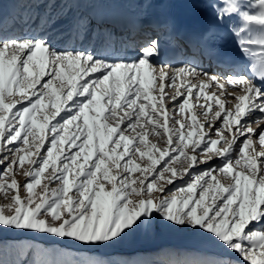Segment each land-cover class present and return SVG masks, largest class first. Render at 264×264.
<instances>
[{"label": "snow or ice", "instance_id": "snow-or-ice-1", "mask_svg": "<svg viewBox=\"0 0 264 264\" xmlns=\"http://www.w3.org/2000/svg\"><path fill=\"white\" fill-rule=\"evenodd\" d=\"M30 2L37 9H44L43 13L33 11L8 20L0 15V142L7 146L20 141L24 146L7 149L13 154L10 162L8 155L0 159V164L5 165L0 174V179L5 181L0 183V192L5 195L15 193L10 203L0 207V226L71 238L89 246L108 247L141 226L151 224L159 216L172 226L211 234L219 242L217 246L222 245L242 258L240 264H264V159H261L264 158V128L258 134L253 128V124L264 122V115L241 123L246 115L257 111L264 114V87L241 74L225 78L189 64L178 67L156 64L152 57L159 55L158 39L150 41L142 55L132 60L109 59L88 48H57L56 39L101 40L107 45L112 33L106 28H93V21L87 16H76L70 20L66 31L57 34L55 26L70 15L71 9L53 12L58 0ZM60 3L78 2L60 0ZM258 3L264 6V0H258ZM41 5L48 7L40 8ZM249 21L264 25V14L249 17ZM10 24L19 25L28 35H21L19 29L10 31ZM242 51L247 55L246 49L242 48ZM66 68L70 70L67 75ZM165 68L172 70V75L167 77V87L175 91V95H166ZM153 72L157 76L154 77ZM93 73L98 75L93 76ZM46 75L49 79L41 84ZM186 75L216 82L222 95L225 84L219 81L224 80L231 86L230 92L239 93L228 97L234 100L235 111L225 112V105L215 98V94L204 96L207 101L215 99L219 109L208 122V130H204L203 124L197 125L193 115L187 136L182 131L185 123L175 118L173 124H179L181 130H173L170 135L168 111L178 109L179 113H184L190 108L193 89L197 88L191 83L186 88L185 99L176 104L182 93L173 86L177 78ZM85 77L91 78L79 83ZM157 80L158 99L152 94V86ZM183 86L182 80L180 87ZM206 87L201 79L197 100L203 96ZM29 90H32L30 95ZM14 95L20 99L5 102ZM25 100L24 106L17 107ZM166 100L172 102L171 109L165 107ZM46 109L53 111L46 113ZM207 109L202 113L204 116L211 111L210 104ZM42 113L43 120L39 122L37 117ZM222 114L223 120L217 127L214 122ZM81 118L83 123H77ZM53 120L56 122L51 123ZM234 126L235 132L232 131ZM225 132L231 138H226ZM153 134L159 136L158 142L166 143L173 153H177L159 172L155 167L159 161L152 158L153 150L159 149L156 143L149 145L148 142ZM29 137L33 142L38 140L39 144L35 153L28 150L21 155L29 146ZM164 137H167L166 141ZM239 137L245 138L237 144ZM46 138L50 146L44 155H40ZM97 138L98 145L95 143ZM221 141L224 146L217 148ZM255 141L260 150L253 147ZM134 142L135 147L130 148ZM202 142L204 147H201ZM65 145H68L67 154ZM121 148L123 151L118 154L117 150ZM71 149L77 150L72 152ZM209 153L219 157V162L200 170L198 166L207 161L198 157ZM34 154L38 159H30ZM137 155L147 156L151 160L149 167L139 169L135 163ZM166 155H169L167 147L161 152L160 159ZM126 157L128 159L121 165ZM181 157L179 177L183 179L188 174L185 183L175 190L158 186V181L174 184L173 178L178 172L171 165ZM26 161L39 165L23 173L31 178L30 182L19 185L13 178L8 183L9 173L15 175L13 166L23 168ZM50 168L49 183L59 180V185L50 189L45 184L40 192H35ZM114 169L118 170L115 174ZM137 170L143 175L138 183L130 179L131 173ZM169 172L172 177H166ZM145 173H156V177L146 183L148 176ZM221 177L228 183L224 184ZM157 191L160 195L154 197L153 193ZM21 193L25 195L22 197ZM132 197L139 199L134 201ZM196 264L228 262L202 255Z\"/></svg>", "mask_w": 264, "mask_h": 264}, {"label": "rangeland", "instance_id": "rangeland-1", "mask_svg": "<svg viewBox=\"0 0 264 264\" xmlns=\"http://www.w3.org/2000/svg\"><path fill=\"white\" fill-rule=\"evenodd\" d=\"M9 0H0V15L4 12V8ZM19 3L18 12H20V15H27L31 12H40L43 13L44 9H37L35 5H33L30 0H17ZM85 3L90 4L93 0H84ZM60 0H58V4L55 5V8L52 10L53 12H57L64 9H71L70 15L66 19H62L58 22V24L62 27L60 28H66L69 21L76 16H73L74 12H76V9L73 7V3H60ZM48 7L47 5H41L40 8ZM31 11H29V9ZM83 12V11H82ZM18 14V15H19ZM81 14V13H80ZM84 14L78 15L83 16ZM11 17H7L6 20L10 19ZM12 28V30L17 31L19 29L21 35H28V33H25L22 28H20L19 25H16L13 27V25H9V30ZM93 28H97L93 25ZM42 35V34H41ZM114 48H118L120 44L119 39L112 40ZM56 44V40L54 41ZM67 47H76V48H88L92 52H94V45L96 42H90L88 40H85L83 42L76 40V42H70L66 43ZM149 44V43H148ZM127 49H129V46H127ZM98 54V53H96ZM181 66V65H179ZM46 71H48L46 69ZM69 69H65V74L69 72ZM93 76L98 75L96 73L92 74ZM91 77H85L84 80L79 81V83H83L85 80L90 79ZM49 77L46 75L44 79L41 81V84L46 82ZM56 84L59 85L60 81H56ZM158 84V85H157ZM155 85V86H154ZM153 85V91L152 94L159 98V81H157ZM40 85H37V88H39ZM65 90L67 89V84L64 85ZM158 88V89H157ZM175 88V87H174ZM32 90H29V95L31 94ZM168 91V92H167ZM185 91V93H184ZM166 95H175V91L170 90L169 88L165 90ZM171 92V93H169ZM197 93V92H196ZM196 93L189 99L190 108L186 109L184 113H179L178 109L175 111H168L167 118H168V127L170 129L169 134H172L173 130H181L179 124H173V118L179 119L181 122L185 123V128L182 129L185 136H187V132L191 130V117L193 115L196 116V122L197 125L203 124L204 130L207 131L209 124L208 122L212 120L215 111L219 110L218 106L214 102H210L211 104V111H208V115L204 116L202 113L207 111V105H209V102L203 103V97H201L199 100L196 99ZM183 96V97H182ZM187 96L186 89L182 91V95H180L177 100L176 104H179L181 101L185 99ZM195 96V97H194ZM215 96L221 97L220 101L222 99H225V102L221 101L225 105V112L235 111V102L234 100L230 98H226V95H222L221 93H215ZM225 96V97H224ZM195 98V99H194ZM20 99L18 96L8 97V99L5 101L6 103L9 100H16ZM34 99V97H33ZM76 97H74V100ZM218 99V98H216ZM179 100V101H178ZM27 103V101H22L21 103L17 104V107H22L24 104ZM47 103V101H46ZM69 105H71V101L68 102ZM165 107L168 109L172 108V102L166 100ZM15 111V109H13ZM53 111L52 109H46V113H50ZM64 113H61L63 115ZM90 115H94V113H90ZM107 115V113H105ZM122 115V113H121ZM264 114L259 113L258 111L255 113H252L250 115H246L242 118L241 123H245L249 120H255L256 117L261 116ZM39 122H42L43 120V113L38 115L37 117ZM57 120L59 117L56 118ZM223 120V114L221 117L216 120L214 123L217 127L220 126L221 122ZM246 120V121H245ZM56 121L53 120L51 123H55ZM77 123L82 124L83 118H81L80 121ZM263 123V122H262ZM253 124L254 130L259 133V131L264 128V123L262 124ZM51 125H49L50 127ZM122 128L124 125L121 126ZM151 127V126H148ZM72 128L69 129V132L71 133ZM130 131V130H129ZM233 132H235V126L232 129ZM215 132V128L212 129V133ZM128 133H126L127 135ZM162 129L160 131V135H162ZM118 135V134H117ZM211 135V133H209ZM226 138H231L227 132L224 133ZM47 136V134H46ZM23 138V133L21 140ZM116 137H113L115 139ZM197 137H193V139H196ZM208 137L205 136V139ZM216 138V137H214ZM245 137H239L237 139V144H239ZM176 139V136L173 135V140ZM167 140V137H164V141ZM255 140V138H254ZM159 136L156 134L149 136V145L152 143L157 144V150H153L152 158L159 161V163L155 166L156 171L159 172L166 163L169 162L170 157L172 155H177V153H173L171 147L167 146L164 142H158ZM98 138L96 139L95 143L98 145ZM79 143V141H78ZM39 144V141L33 142L32 138L29 137V146L25 150V153H21V155L26 154L28 150H31L33 153H35V148ZM16 146L24 147L20 141H17L13 145H7L5 146L2 142H0V159L3 158L4 155L9 156V162L12 158L11 153H8V148H13ZM50 146L49 141L46 138L44 146L41 148L40 155H44L47 151V148ZM223 141L219 145H217V148L223 147ZM109 148L112 147L111 144L108 145ZM135 147V142L133 145L130 146ZM168 148L169 155H166L164 159H160L161 152ZM201 147H204V143H201ZM235 147V146H234ZM253 147L257 150H260V146L258 141H255L253 144ZM77 149H71L72 152L76 151ZM147 151V149H144ZM123 149H118L117 153L119 154L122 152ZM189 153L191 152V148L187 150ZM200 149H197V152H199ZM68 152V145H65V153ZM131 155V153H130ZM209 156H212V154H205L203 156L198 157L199 159L207 161V163L200 164L198 167L200 170H203L205 168L210 167L213 164H217L220 160L219 157L212 156L211 159H209ZM30 159H38V157L34 154ZM63 159V156L61 157ZM95 159V157H94ZM128 158L126 157L124 161H121V165L126 162ZM264 159V158H261ZM183 160L181 157L180 160H178L175 164H172V167H175L177 169V176L174 177V184L168 185L164 181H158V186L164 187L165 189H173L175 190L179 186L183 185L185 183V180L188 179V174H185L183 179L179 177L180 172V162ZM82 162V158L81 161ZM7 163V162H6ZM135 163L139 166V169H144L149 167L151 164V160L145 156L140 157L139 155L135 158ZM39 165H32L28 161L25 162V165L23 168H18L17 166H13V173L15 175L13 176L12 173H9L7 177V182L11 183V180L13 178L16 179L19 185H23L27 182H30L31 178L25 176L23 173L30 171L34 167H38ZM5 165L0 164V174L4 172ZM118 171L117 169L113 170V174ZM192 171V170H190ZM52 169L50 168L45 174L44 179H42V183L39 187H37L34 191L40 192L45 184H48L49 188H55L59 185V180H53L51 183L48 181V176L51 174ZM145 175L148 176V181L150 182L152 179L156 177V173H145ZM166 177H172V173H166ZM82 179V177H81ZM130 179L136 180L137 183L140 179H143V175L141 174V171L137 170L136 172L131 173ZM222 182L224 184L228 183V180H225L221 177ZM5 181L3 179H0V183H4ZM15 193L9 192L7 195H5L4 192H0V207H4L8 203L11 202V197ZM25 193H21V196L23 197ZM71 195V193H70ZM160 193L154 192V197H159ZM134 201H138V197H132ZM6 210V209H5ZM7 211V210H6ZM218 241L216 238H214L211 234H206L204 232H197L192 230L191 228L183 229L180 227L172 226L169 222L163 221L159 216L156 217V219L149 225H143L141 228L137 229L134 232H131L127 237H125L123 240L119 241L118 243L111 244L108 247H96V246H89L84 245L81 242L74 241L71 238H59L55 237L51 234H41L36 233L32 230H17L14 228L6 227V226H0V264H196V262L199 259V256H210L217 260L227 261L228 264H240L242 261V258L239 257L237 253H235L232 250L223 248V246H217ZM244 264H247V262H244Z\"/></svg>", "mask_w": 264, "mask_h": 264}, {"label": "bare ground", "instance_id": "bare-ground-1", "mask_svg": "<svg viewBox=\"0 0 264 264\" xmlns=\"http://www.w3.org/2000/svg\"><path fill=\"white\" fill-rule=\"evenodd\" d=\"M191 1L201 3L204 5H206V4L209 5L211 2H214L217 0H191ZM220 1H232V2H234V6L237 9V13H238L239 18H244V16H260V15L264 14V6H260L258 3V0H250V2L246 3V5L241 3L239 0H220ZM77 2L78 3H73V7L76 9V12H74L73 16H78V15L84 14L83 16L89 17L90 16V10H91L89 6H93L96 8H101L104 11H111L115 14H124L125 16H129L130 19L134 20V21L136 19H138L139 21L144 22L146 17L149 14H151L155 11L161 10L165 6H169V5L173 4L175 2V0H103V2H96V0H93L92 4L89 6L83 5L84 4L83 0H77ZM247 8H250V11H248ZM30 9H29V11H31ZM141 12L143 14H141ZM4 14H6V11H4L1 15L4 17ZM66 24L68 25L69 23H66ZM61 25H63V24H61ZM61 25L57 23V25L55 26V28L58 30L57 34H59V32L66 31L67 27L66 28H60V27H62ZM13 27H15V26H13ZM95 27H98V26L95 24ZM10 31L14 32V30H12V28L10 29ZM148 33L152 34V36L147 37V39L148 38H150V39L146 40L145 34H148ZM158 33L159 34H156L153 30H150V29L143 30V31H136V32H125V33H121V34L117 33L118 35L120 34V38H121V41H120L118 48L117 47L114 48V46H113L112 40L116 39V36H117V34L114 33V34H112L111 40L108 42L107 45H105L103 43V41H101V40H96L95 41L96 44L94 45V49H95L94 53H98L97 55H101V56L107 57L109 59H122V60L136 59L140 55H142L143 48H145L148 45L150 40H153V39L159 40V36L161 34H160V32H158ZM40 34L43 35V33H40ZM114 35H116V36H114ZM73 41L76 42V40H73ZM73 41H66L64 39H56L55 45L57 48H65V47H67L66 43H70ZM127 46H129V49H127ZM156 58H157V56H153L152 61L154 63L158 64L156 61ZM183 64H189V65H192L194 67L201 68L204 71H207L209 73H215L218 76L225 77V78L228 75H238V74L245 75L244 72L235 73L232 71L225 72V71L218 70V69L212 67L210 64L206 63L205 60L203 59V57L200 55H196L194 57L184 56V57L178 59L174 64H172V66L178 67L179 65H183ZM164 71L167 74L166 79H165V90H167L168 89L167 85L169 83L167 77H170L172 75V70H171V68H165ZM153 76L154 77L157 76V73L153 72ZM201 79H204V82L207 85V87L204 89L203 96H201V97H203V100H202L203 103L207 102V100L204 99V96L212 95L215 93H221V90L215 86L216 82L209 81L206 78L195 77V76H191V75H186L185 77L177 78L176 85H174L173 88L178 87L179 91L182 93V91L185 90L191 83H195L197 85V88L193 89V95H195V93L199 91V85L201 83ZM249 79H251V78H249ZM182 80H183L184 86L180 87ZM219 83L225 84V87L223 90V93H224L223 95H226V98H228L230 96L234 97L235 95L239 94L238 92H230L229 89L231 86L226 84L224 80H220ZM169 93H171V92H169ZM184 93H185V91H184ZM215 98H218L219 100L221 99V97H219V96H215ZM221 101L225 102V99H222ZM208 102L210 104V102L212 103V102H214V100L208 101Z\"/></svg>", "mask_w": 264, "mask_h": 264}]
</instances>
